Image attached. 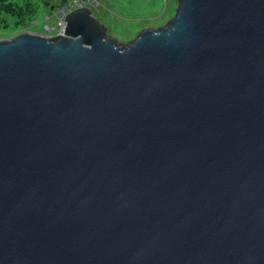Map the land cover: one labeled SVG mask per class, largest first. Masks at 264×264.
Listing matches in <instances>:
<instances>
[{
	"label": "water",
	"instance_id": "95a60500",
	"mask_svg": "<svg viewBox=\"0 0 264 264\" xmlns=\"http://www.w3.org/2000/svg\"><path fill=\"white\" fill-rule=\"evenodd\" d=\"M177 2L0 39V264H264V0Z\"/></svg>",
	"mask_w": 264,
	"mask_h": 264
},
{
	"label": "rangeland",
	"instance_id": "374dc122",
	"mask_svg": "<svg viewBox=\"0 0 264 264\" xmlns=\"http://www.w3.org/2000/svg\"><path fill=\"white\" fill-rule=\"evenodd\" d=\"M64 0H44L52 3L55 11ZM98 1V0H97ZM100 8L93 14L108 29V34L119 42L127 44L144 28L158 29L175 16L177 0H99ZM35 11L28 18L29 23L18 28L0 32V39H9L21 33L31 32L56 36L59 34L54 10L42 0H32ZM32 5L27 7L30 9Z\"/></svg>",
	"mask_w": 264,
	"mask_h": 264
},
{
	"label": "trees",
	"instance_id": "16d2710c",
	"mask_svg": "<svg viewBox=\"0 0 264 264\" xmlns=\"http://www.w3.org/2000/svg\"><path fill=\"white\" fill-rule=\"evenodd\" d=\"M42 1L46 7L54 6L52 3ZM66 1L64 0L60 5ZM28 5H32L30 9L27 7ZM58 6H54V8ZM34 11L32 0H0V32L26 25Z\"/></svg>",
	"mask_w": 264,
	"mask_h": 264
},
{
	"label": "built area",
	"instance_id": "2783aa9c",
	"mask_svg": "<svg viewBox=\"0 0 264 264\" xmlns=\"http://www.w3.org/2000/svg\"><path fill=\"white\" fill-rule=\"evenodd\" d=\"M82 7H88L91 10L94 8L99 9L100 8V2L99 0H67L61 7H59L56 11L54 10V16L57 21V29L59 31V34L57 35H63L66 28V21L65 18L67 15H69L71 12L78 8Z\"/></svg>",
	"mask_w": 264,
	"mask_h": 264
},
{
	"label": "clouds",
	"instance_id": "9594fccd",
	"mask_svg": "<svg viewBox=\"0 0 264 264\" xmlns=\"http://www.w3.org/2000/svg\"><path fill=\"white\" fill-rule=\"evenodd\" d=\"M55 10V9H54Z\"/></svg>",
	"mask_w": 264,
	"mask_h": 264
}]
</instances>
